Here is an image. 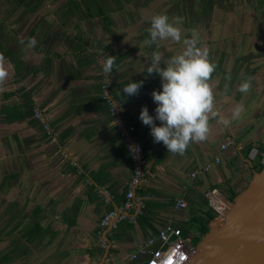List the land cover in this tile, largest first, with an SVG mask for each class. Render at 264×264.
<instances>
[{
    "label": "crops",
    "instance_id": "obj_1",
    "mask_svg": "<svg viewBox=\"0 0 264 264\" xmlns=\"http://www.w3.org/2000/svg\"><path fill=\"white\" fill-rule=\"evenodd\" d=\"M155 14L178 18L184 37L195 33L207 46L216 108L230 121L210 118L208 138L183 155L155 143L139 119L143 106L155 116L151 93L161 89L159 76L144 70L156 49L143 44ZM159 50L167 59L181 45L161 41ZM100 52L116 56L111 93L147 160L135 190L145 211L106 230L104 262L95 236L102 216L124 201L132 166L101 99ZM0 54L9 69L0 92V264H146L130 255L166 226L196 246L216 218L207 193L217 188L232 201L261 165L251 152H264V0H0ZM247 76L251 90L242 94ZM131 80L144 84L126 97ZM237 105L244 111L232 119ZM34 106L58 133L56 144L32 118ZM208 163L209 172L191 179Z\"/></svg>",
    "mask_w": 264,
    "mask_h": 264
},
{
    "label": "clouds",
    "instance_id": "obj_2",
    "mask_svg": "<svg viewBox=\"0 0 264 264\" xmlns=\"http://www.w3.org/2000/svg\"><path fill=\"white\" fill-rule=\"evenodd\" d=\"M178 18L170 20L167 14H155L150 21L145 46L156 45L148 57L146 67L148 76L156 75L161 80V89L151 93L156 104L155 116L143 106L139 115L141 122L150 128L155 143H162L167 152L183 155L192 142H201L210 133V118L228 125L229 119L220 115L216 108L214 85L211 83L216 63L210 58L207 46H200L198 36L184 37ZM172 41L181 45V50L165 59L159 50L161 41ZM23 43V41H22ZM35 39L27 42V47L35 46ZM116 56L108 55L102 61L104 73L111 74ZM9 76L6 58L0 54V92L5 91ZM253 78H242L238 91L246 94L251 90ZM144 81H130L123 87V94L132 97L139 94ZM227 89H225L226 91ZM244 111L243 105L231 110V118L237 119ZM159 121V124H157Z\"/></svg>",
    "mask_w": 264,
    "mask_h": 264
},
{
    "label": "built area",
    "instance_id": "obj_3",
    "mask_svg": "<svg viewBox=\"0 0 264 264\" xmlns=\"http://www.w3.org/2000/svg\"><path fill=\"white\" fill-rule=\"evenodd\" d=\"M105 59L104 55L100 52L98 61L102 67V61ZM112 81L111 74H106L102 68L101 77V99L106 104L109 115L114 124L115 130L119 133L123 146L129 152L131 158L132 175L131 180L127 187V192L124 201L119 207L114 208L106 212L99 224V229L96 233V242L99 248L105 251L108 247V243L105 239L106 230L117 229L119 224L128 221L129 223L136 222V216L133 214L140 207L135 202V190L143 181V168L147 162L145 151L142 145L137 141L134 136L135 127L124 121L119 115V107L112 95ZM33 119L42 127V129L49 135L51 142L57 143L59 135L54 131L47 121L45 113L40 107L34 106L32 109ZM230 142L222 146L224 150L230 146ZM254 158L256 154H260V163L264 166V152H258L253 150L251 152ZM64 158L67 155L62 152ZM220 158H215L213 164H219ZM212 168V163L206 164L204 167L193 171L190 175L191 179L196 178L198 175L209 172ZM207 203L213 210L216 217L223 216V213L227 210V204L224 201L223 196L217 188L211 189L206 195ZM179 208L187 207V204L179 200L177 202ZM138 213V214H139ZM197 253L196 246L189 243L187 237H183V232L179 228H173L166 226L161 229L156 237L148 238L143 244H141L135 252L130 255L131 260L137 259L139 256H146V264H190L192 258Z\"/></svg>",
    "mask_w": 264,
    "mask_h": 264
},
{
    "label": "water",
    "instance_id": "obj_4",
    "mask_svg": "<svg viewBox=\"0 0 264 264\" xmlns=\"http://www.w3.org/2000/svg\"><path fill=\"white\" fill-rule=\"evenodd\" d=\"M226 204L223 216L209 222L190 264H264V166ZM107 234L103 262L110 249Z\"/></svg>",
    "mask_w": 264,
    "mask_h": 264
},
{
    "label": "trees",
    "instance_id": "obj_5",
    "mask_svg": "<svg viewBox=\"0 0 264 264\" xmlns=\"http://www.w3.org/2000/svg\"><path fill=\"white\" fill-rule=\"evenodd\" d=\"M32 118H33V116H32ZM262 167H263V165H260V167L258 168V170L262 169ZM144 211H145V208L143 207V209L141 210V212L139 214L144 213ZM206 231H207V228L205 227L204 228V232H206Z\"/></svg>",
    "mask_w": 264,
    "mask_h": 264
}]
</instances>
